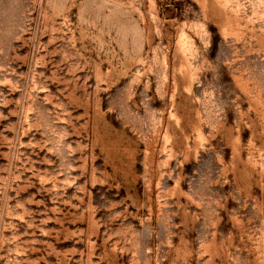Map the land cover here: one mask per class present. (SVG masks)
Returning <instances> with one entry per match:
<instances>
[{"label":"rangeland","instance_id":"1","mask_svg":"<svg viewBox=\"0 0 264 264\" xmlns=\"http://www.w3.org/2000/svg\"><path fill=\"white\" fill-rule=\"evenodd\" d=\"M0 264H264V0H0Z\"/></svg>","mask_w":264,"mask_h":264}]
</instances>
